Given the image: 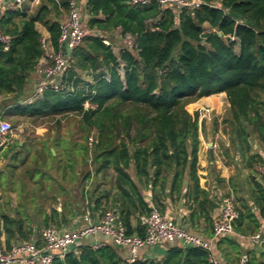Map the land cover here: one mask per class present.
Instances as JSON below:
<instances>
[{"label": "trees", "instance_id": "trees-1", "mask_svg": "<svg viewBox=\"0 0 264 264\" xmlns=\"http://www.w3.org/2000/svg\"><path fill=\"white\" fill-rule=\"evenodd\" d=\"M44 1L32 14L9 9L0 15V30L11 37L8 49L0 43V119L13 115L14 122H19L20 118L74 116L79 118L82 136L80 142L73 141L71 150L65 147L63 154L56 151L52 155L41 145L35 147L40 149L39 157L31 148L25 158L12 160V183L16 172L24 168L22 186L29 177L41 195L35 191L32 198L25 199L38 206L34 216L19 211L14 219L9 213L0 215L8 243L13 238L29 242L41 228H60L62 220L66 222L65 206L61 214L53 208L46 212V205L56 203L63 194V201L69 202L72 185L79 180L75 171L79 163L90 166L79 173L83 200L87 182L98 176L103 180L109 170L116 173L118 192L94 196L89 206L104 210L102 213L115 209L128 235L145 236L142 218L152 210L132 180V167L136 178L152 189L163 188L172 176L171 193L178 197L188 176L189 190L196 199L204 193L198 175L199 115H191L186 106L204 97L226 94L230 115L223 124L230 128L241 160L249 166L262 164L260 154L250 155L249 141L254 138L264 148V0H198L199 7L184 8L180 13L157 3L140 7L126 0H87V25L97 33L87 35L73 52L64 77L67 88L59 92L48 89L42 97L24 104L30 78L45 56L37 24L48 27L51 45L59 51L61 22L50 21V16L55 11H69L65 0ZM126 37L133 44L116 53V39ZM54 170L56 175L50 173ZM252 202L259 215L249 206L238 209L234 231L239 234L258 231L264 219V184L255 186ZM153 205L161 210L157 203ZM125 261L118 247L104 243L96 250L91 244L79 245L53 264ZM134 264L212 262L208 251L183 246L171 248L159 261L140 259ZM248 264H264V252L257 255L253 251Z\"/></svg>", "mask_w": 264, "mask_h": 264}, {"label": "crops", "instance_id": "crops-1", "mask_svg": "<svg viewBox=\"0 0 264 264\" xmlns=\"http://www.w3.org/2000/svg\"><path fill=\"white\" fill-rule=\"evenodd\" d=\"M44 2V0H24L22 6L18 7L15 5L13 0H0V15L9 9H20L24 10L28 14H32L37 11L40 5ZM86 5L87 0H78L80 12L86 20V23H88L90 16ZM102 17L103 16H100V18ZM67 18L68 12H62L60 10V12L55 11L51 14L50 21L57 20L59 22H63ZM37 28L42 37L45 38L51 45V34L48 27L43 23H38ZM116 48L117 47H115V49ZM43 64L44 58L40 60L39 66ZM39 79L40 75L37 68L36 72L33 73L30 78V90L27 91L28 96L22 101V103L25 104L24 101L30 98L32 92L38 85ZM2 100L3 97L0 96V103ZM6 100H8V98ZM200 105H209L212 110H215L218 114H222L223 110L227 108V110L230 111V104L227 96L204 97L200 100ZM190 107H194L193 111L195 110L197 113L196 104H191ZM193 111L190 112L191 115L196 114ZM14 119L15 116L9 115L6 117L5 121L8 120L14 122ZM19 120L21 121L22 118ZM229 131V127L226 128L221 125L215 127V129L209 125H206L204 128L200 125L198 175L200 187L204 190V193H199L196 199H194L196 196L194 192L189 190L190 182L188 176H186L184 180L181 195L178 197L176 193H171L172 176H170L169 180L164 183L163 188L160 187V185H157L154 189H152L151 185L145 186L136 178L133 167L130 169L129 173L132 180L139 188L144 200L150 207L154 206V202L157 203L161 209L160 212L166 218L175 221L179 225L187 228L195 236L209 242L211 244V253L213 257L222 264H237L243 253H247L250 256L253 251H255L257 255L264 252V250L257 251L256 249L257 247L264 248L263 245L257 246L249 238L257 231L248 235H242L234 232L232 235H226L214 239L213 224L215 221L221 219V200L227 193H231L234 196L237 209L244 210L245 206H249L251 211L258 216L259 210L252 202V194L256 185L263 184V178L259 172L260 164L253 162L251 166H249L246 162L241 160L240 155L237 152V144L234 142L233 138L232 142H230L227 138V136L229 137L230 135ZM46 132L49 134L45 135ZM72 140L80 142V139H77L76 137H73ZM69 141V137L63 134L59 135V133L54 130L47 131V129L40 127H36L34 130L27 125L24 127L19 125V127L13 132L11 139L12 145L18 144L17 147L11 148L12 151L10 153H5L3 156H1L3 151L0 149V215L3 212L9 213L14 219L16 211L33 216L38 212V206L34 202L25 200L26 198H32L34 192L31 191L30 193L29 191H25V186H22V184L19 185V180L16 176L12 178V183V173L9 168L12 164V160L15 157L17 160L25 158V152L31 148L34 149L38 144L40 146L46 145L51 153V150L53 149L55 153H52V155H56V151L57 153L59 152L63 154L64 148ZM249 146L250 155H258L264 151V148L260 146L254 138H250ZM72 148L73 146L70 147V150ZM79 160L80 157L78 158V161ZM10 161L11 163L8 164ZM27 179L32 182L29 177L25 180ZM115 179V172L111 179H106V177H104L102 180L101 176L91 179L85 186L87 197L84 200L79 192L81 188L79 187V182L77 181L78 184L75 188L73 187V193L70 194L71 199L69 202H64L58 197V195L56 203H47L46 212L49 213L51 208H53L62 214L63 206H65L66 222H63L62 220L63 224L60 228L63 230L80 229L84 226L82 218L85 212L90 211L93 215V220L96 221L97 216L102 214L104 211H102V209L97 210L92 204L89 206V203L94 199V196L103 195L105 191H110L111 194L118 192V189L114 184ZM57 181L64 185L63 181L60 179ZM62 196L65 195L63 194ZM107 211L117 213L115 209H107ZM262 221H264V219L260 220V223H262ZM32 225L34 227L37 226L35 223ZM134 225H136V223ZM0 227L2 231L1 240L5 247L10 248L14 244L21 243L18 238H13L10 243H8L2 223L0 224ZM227 238L234 241V245L227 241ZM40 239V235H36L34 233L31 241L41 242ZM96 242L112 243L109 237L99 234L95 237L84 239L81 245L93 244ZM173 247H183V245L179 242H164L154 247L144 248L140 252V259L159 261L166 256L168 251ZM118 249L122 252L124 258L128 256L129 251L127 248L118 247Z\"/></svg>", "mask_w": 264, "mask_h": 264}, {"label": "built area", "instance_id": "built-area-1", "mask_svg": "<svg viewBox=\"0 0 264 264\" xmlns=\"http://www.w3.org/2000/svg\"><path fill=\"white\" fill-rule=\"evenodd\" d=\"M15 5L21 7L24 0H13ZM62 1V0H61ZM68 2V18L60 24V50L55 51L50 43L42 37V45L45 51L44 64L38 67L40 79L30 98L25 103H32L43 96L46 90L51 89L59 92L67 86L64 77L71 68L72 54L82 44L87 35L97 32L91 30L80 12L78 0H65ZM134 6L145 7L157 3L160 7H172L178 13L184 8H197L198 0H126ZM131 45L133 41L130 37ZM103 42L110 45L108 39ZM0 43L5 49L10 47L11 37L0 30ZM125 47H130L126 44ZM115 50L121 48L113 47ZM89 107V104L86 105ZM13 134L12 125L0 119V149L11 142ZM263 160L259 166V172L264 184V151L260 153ZM221 219L213 224V238L217 239L226 235L234 234V223L239 218L236 201L231 193H227L221 200ZM84 226L77 230H63L50 226L41 233V242H21L7 248L3 245L0 232V264H53L56 258L63 259L73 248L78 247L86 238L102 234L109 237L112 243L119 248H127L129 251L125 264H134L140 260V252L144 248L154 247L164 242H179L184 247L201 248L209 252L212 264H222L211 253V244L192 234L187 228L175 221L166 218L157 208L152 206L151 212L142 219L145 227V236L128 235L127 228L119 216L113 211H107L97 216L96 221L90 211L85 212ZM250 240L257 246L264 244V221L260 223L256 233L251 235ZM94 250L104 246L103 242L91 244ZM249 254L243 253L237 264H248Z\"/></svg>", "mask_w": 264, "mask_h": 264}, {"label": "rangeland", "instance_id": "rangeland-1", "mask_svg": "<svg viewBox=\"0 0 264 264\" xmlns=\"http://www.w3.org/2000/svg\"><path fill=\"white\" fill-rule=\"evenodd\" d=\"M116 41H115V43H116V47L117 48L118 47H125L126 44L131 46V43H129V40H126V39L124 40V38H117ZM115 52L117 53L118 50H115ZM209 97H226V94L225 93H220V94H215V95H212V96H209ZM200 100H198V101H196L194 103H191V104H196V106H197V110L196 111H197V113L199 115V125H202L203 128L206 125L212 126L214 129H215L216 126H220V125L222 127H226L227 128L228 126H225L223 124V120L228 118L229 115H230L229 110H227L228 108L224 109L222 114H218L215 110H212V108L209 105L208 106L200 105ZM191 104H188L186 106V110L189 111V113L191 111H193V108H194V107H190ZM193 112H195V110ZM6 121L9 122L12 125L13 132L19 127V125H22V127L27 125L28 127L32 128L34 130H35L36 127L47 129V131L54 130V131L58 132L59 135L63 134V135H65V136L70 138V141L66 145V147H69V148L72 147L71 145H74V142H73L74 140H72L73 137H76L77 139H81V136H82V133L80 132L79 125H78L79 118L74 117V116H65V117H56V118H51V117L50 118H38L36 120H34V119H22L21 121L19 120V122H11V121H8V120H6ZM229 133H230V131H229ZM47 134H49V133L46 132L45 135H47ZM227 138H228V140L230 142H232L231 133H230L229 137L227 136ZM12 146H13L12 142H10L5 147H3L1 149L3 151L1 153V156H3L5 153H7ZM36 148H41V146L38 144L36 146ZM36 148L34 149L35 156L39 157L40 149L36 150ZM25 155H26V153H25ZM39 159H40L41 162L43 161L42 157L39 158ZM10 163H11V161L8 164H10ZM89 168H90V166L79 163V164L76 165L75 171L78 174L80 173V175H82ZM23 171H24V168L23 169L21 168L19 171L16 172L17 173L16 177H18L19 185L22 184ZM50 173L52 175H56V171L55 170L50 172ZM113 175H114L113 170H109L107 172V175L104 176V177H106V179L107 178L111 179L113 177ZM77 176L80 177L79 175H77ZM78 179L80 180V178H78ZM79 180H78V182H79ZM78 182L75 181L74 186H72V188L73 187L75 188V186L78 184ZM64 185H65V183H64ZM25 188H26L25 191H29L30 193H31V191L34 192V193H35V191H37L39 196L41 195L40 194L41 191H38L37 189H35L33 183L30 182L29 179L26 180ZM50 193L53 194V191H50L49 194ZM58 197L61 200H63V198H64L62 195H59ZM43 230L44 229L41 228V230L39 231V235H41Z\"/></svg>", "mask_w": 264, "mask_h": 264}, {"label": "water", "instance_id": "water-1", "mask_svg": "<svg viewBox=\"0 0 264 264\" xmlns=\"http://www.w3.org/2000/svg\"><path fill=\"white\" fill-rule=\"evenodd\" d=\"M220 35H221V34H220ZM51 151H52L53 154L55 153L53 149H52ZM256 249H257V251L264 250V248H262V247H257Z\"/></svg>", "mask_w": 264, "mask_h": 264}]
</instances>
